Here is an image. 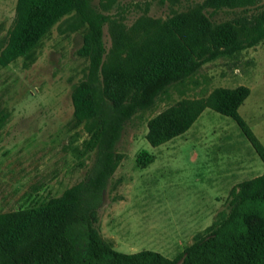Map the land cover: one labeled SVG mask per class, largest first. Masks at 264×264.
<instances>
[{"label": "rangeland", "instance_id": "1", "mask_svg": "<svg viewBox=\"0 0 264 264\" xmlns=\"http://www.w3.org/2000/svg\"><path fill=\"white\" fill-rule=\"evenodd\" d=\"M206 1L92 0L108 20L107 65L129 61L159 26L176 18L207 19L213 48L226 52L169 85L149 110L125 123L116 148L122 160L95 225L119 252L150 250L179 259L197 235L230 213V192L238 184L230 186L225 174L217 184L209 181L211 172L223 167L216 159L209 163L213 152L224 153V169L229 166L233 174L240 160L250 166L249 178L264 173V162L236 122L211 109L186 134L162 146L147 140L149 121L180 101L246 86L251 95L239 113L264 146V39L244 48L264 26V0L217 12ZM17 5L18 0H0V54L16 26ZM88 34L74 9L25 56L0 65V214L44 206L93 173L102 129L97 117L78 120L73 104L75 90L89 76L90 59L80 54ZM96 97L102 98L100 85ZM215 131L223 134L222 142H210ZM143 150L155 156L146 167L137 162ZM83 231L74 229L77 236Z\"/></svg>", "mask_w": 264, "mask_h": 264}, {"label": "trees", "instance_id": "2", "mask_svg": "<svg viewBox=\"0 0 264 264\" xmlns=\"http://www.w3.org/2000/svg\"><path fill=\"white\" fill-rule=\"evenodd\" d=\"M261 0H207L215 12L241 9ZM76 9L89 27L80 52L90 59L87 81L73 94L75 116L97 117L102 129L93 173L44 206L0 214V264H264V173L234 186L231 211L217 220L207 234H199L179 259L144 250L126 254L101 238L95 225L108 182L122 157L117 154L124 125L149 110L172 83L193 75L226 52L213 48L212 26L207 19L176 18L157 28L129 61L105 63L106 16L92 0H18L16 26L0 65L7 66L31 51L59 18ZM264 39V26L244 48ZM235 49V48H234ZM97 85L102 98L96 97ZM251 89H218L208 97L185 99L151 119L147 140L162 146L186 134L207 109L232 118L264 162V146L239 113ZM137 162L146 167L155 156L143 150ZM84 229L81 236L74 233Z\"/></svg>", "mask_w": 264, "mask_h": 264}, {"label": "crops", "instance_id": "3", "mask_svg": "<svg viewBox=\"0 0 264 264\" xmlns=\"http://www.w3.org/2000/svg\"><path fill=\"white\" fill-rule=\"evenodd\" d=\"M201 118V117H200ZM199 118V119H200ZM198 122V121H197ZM199 134V133H198ZM223 136V134L221 133H217L216 131L212 134L211 137H215V140L213 141H210L211 143L212 142H218L219 140L222 142L223 139H221ZM224 137V136H223ZM219 141V142H220ZM205 152V151H204ZM215 154L214 156V159L211 158V153H210V158L211 160L209 161V163L212 165L213 162L216 163L215 159L218 161H222L220 164H219V167H222V168H219V169H216V170H213L211 172V175L209 177V181L212 182L213 184H217L218 183V180H220V178L225 174L227 180H229L228 182H230V186L234 185V184H240V183H243L245 181H248V180H251V179H254L253 177L249 178V176L252 174V172L250 171V166L247 164V163H243L241 160H240V166H238V168L235 169V173H231L233 172V170L231 168H229V166L224 169L225 167V164L227 162V157L224 158V153L222 151L219 150V154H218V151L217 152H213ZM204 153H202V156H203ZM202 156L200 155V157L202 158ZM221 157V158H220ZM204 158V157H203ZM224 159V160H223ZM263 174V173H262ZM261 174V175H262ZM260 176V175H259ZM239 179L240 181L238 183H235L234 180L235 179ZM249 178V179H247ZM231 190V188L228 189V192L227 194H229V191ZM113 247V246H112ZM115 250L116 248L113 247ZM118 251V250H117ZM167 257V256H166Z\"/></svg>", "mask_w": 264, "mask_h": 264}, {"label": "water", "instance_id": "4", "mask_svg": "<svg viewBox=\"0 0 264 264\" xmlns=\"http://www.w3.org/2000/svg\"><path fill=\"white\" fill-rule=\"evenodd\" d=\"M184 261V259H181V261L179 262V264H181Z\"/></svg>", "mask_w": 264, "mask_h": 264}]
</instances>
